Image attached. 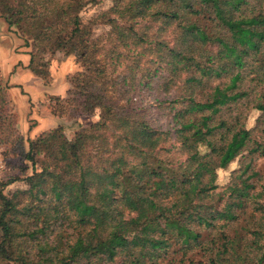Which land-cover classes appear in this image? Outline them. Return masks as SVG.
I'll use <instances>...</instances> for the list:
<instances>
[{
    "label": "trees",
    "instance_id": "16d2710c",
    "mask_svg": "<svg viewBox=\"0 0 264 264\" xmlns=\"http://www.w3.org/2000/svg\"><path fill=\"white\" fill-rule=\"evenodd\" d=\"M100 2L0 0L36 78L57 52L84 70L51 115L98 113L26 140V188L0 181V264H264V0H109L85 18Z\"/></svg>",
    "mask_w": 264,
    "mask_h": 264
},
{
    "label": "rangeland",
    "instance_id": "374dc122",
    "mask_svg": "<svg viewBox=\"0 0 264 264\" xmlns=\"http://www.w3.org/2000/svg\"><path fill=\"white\" fill-rule=\"evenodd\" d=\"M108 7L109 0H101L96 6L88 8L84 17L101 13ZM107 29L98 26L95 35H101ZM13 30L8 31L0 20V181L18 179L5 188V194L26 188L22 180L32 172L30 164L23 158L28 148L27 139H34L43 131L62 126L65 137L70 140L79 126L98 120V113L78 118H56L51 115L49 98H65L71 87L70 78L84 70L73 55L67 56L61 52L47 55L48 82L44 84L26 68L29 54L33 51V41L25 46V42ZM57 44L55 40H48L46 51H53ZM11 64L14 67H10ZM158 120L165 124L167 117ZM247 123L251 125L252 118ZM257 167L264 171V159L257 163ZM228 175V171L219 172L218 191Z\"/></svg>",
    "mask_w": 264,
    "mask_h": 264
},
{
    "label": "crops",
    "instance_id": "0c3cea01",
    "mask_svg": "<svg viewBox=\"0 0 264 264\" xmlns=\"http://www.w3.org/2000/svg\"><path fill=\"white\" fill-rule=\"evenodd\" d=\"M25 59V58H24ZM23 60V59H22ZM14 62V61H13ZM10 67H14V64H11Z\"/></svg>",
    "mask_w": 264,
    "mask_h": 264
}]
</instances>
